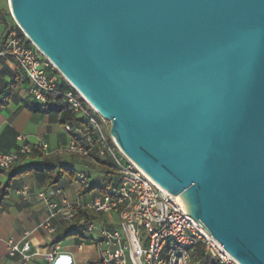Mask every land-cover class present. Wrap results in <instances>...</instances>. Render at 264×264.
<instances>
[{
  "label": "water",
  "instance_id": "water-1",
  "mask_svg": "<svg viewBox=\"0 0 264 264\" xmlns=\"http://www.w3.org/2000/svg\"><path fill=\"white\" fill-rule=\"evenodd\" d=\"M7 1L119 148L264 264V0Z\"/></svg>",
  "mask_w": 264,
  "mask_h": 264
},
{
  "label": "built area",
  "instance_id": "built-area-1",
  "mask_svg": "<svg viewBox=\"0 0 264 264\" xmlns=\"http://www.w3.org/2000/svg\"><path fill=\"white\" fill-rule=\"evenodd\" d=\"M0 56L14 59L18 79L27 85L33 104L44 107L50 102H59L72 113L71 119L63 124L69 141L53 150L46 143H39L38 149L47 155L98 158L106 161L113 171L101 189L83 205L73 206L58 199L62 195L59 187L40 193L38 198L44 201L47 215L38 228L53 236L55 223L73 221L77 214L75 208L82 206L98 217L83 221L95 248L94 264H191L190 251L195 248L201 249L216 264H240L200 221L203 226L188 215L180 196L169 194L155 183L119 148L110 134L111 121L68 82L16 23L7 30ZM61 81L70 88L60 90ZM33 150L25 142L11 152L0 150V171L10 170L24 157L32 156ZM76 177L81 186L88 185L87 176L77 174ZM30 234L24 232L19 241L6 240L7 255L20 256L21 264H27L34 256ZM83 245L81 242L78 248L82 249ZM58 251L55 246L43 255L46 264H55ZM200 263L198 258L193 264Z\"/></svg>",
  "mask_w": 264,
  "mask_h": 264
},
{
  "label": "crops",
  "instance_id": "crops-1",
  "mask_svg": "<svg viewBox=\"0 0 264 264\" xmlns=\"http://www.w3.org/2000/svg\"><path fill=\"white\" fill-rule=\"evenodd\" d=\"M9 19L6 12L1 15L0 36L11 28ZM16 70L17 64L12 57L0 56V150L14 151L23 142L37 149L39 143H46L50 150L66 144L70 137L63 130V124L72 117L70 109L53 101L42 110H33L35 106L28 95L27 85L17 78ZM43 159L57 160L60 166L73 171L74 176H64L54 185L48 184V175L38 170H28L13 177L14 173L26 166L42 167ZM77 174L89 178L87 186H81ZM104 181L105 173L93 158L47 155L41 151L34 156L24 157L10 170L0 171V188L10 184L7 195L0 193V264H21L20 256L11 258L7 255L6 240L19 241L24 232L31 233V250L34 253L27 264H46L43 255L51 252L55 246L59 250L55 264H94L96 252L85 232L83 220L56 222L53 236L38 228L47 215L46 205L38 196L59 187L62 195L58 199H64L73 206L83 205L92 199ZM18 192H25L26 195ZM63 225L66 226L63 233L70 228L75 229L76 234L57 242V231ZM81 242L84 245L79 249Z\"/></svg>",
  "mask_w": 264,
  "mask_h": 264
},
{
  "label": "trees",
  "instance_id": "trees-1",
  "mask_svg": "<svg viewBox=\"0 0 264 264\" xmlns=\"http://www.w3.org/2000/svg\"><path fill=\"white\" fill-rule=\"evenodd\" d=\"M4 1L5 0L0 1V17H1V15L4 14V12H6L7 15L10 16L8 7L6 6ZM14 26H15V23H14ZM17 30H18V28H17ZM6 37H7V32L4 36H0V50H2L4 45H5ZM16 76H17V73H16ZM17 78H18V76H17ZM59 88H60V90H66V89L70 88V86L66 82L61 81ZM33 105L35 106V108H33V110H42V107H40V109H39V107L37 105H35V104H33ZM39 152L40 151L37 148H34L32 155L34 156V155L38 154ZM90 155L95 157L93 152H91ZM95 159H96V161H98L100 169L105 173V180L109 179L110 175L113 173L110 166L107 164L106 161H102L98 158H95ZM42 164H43L42 167L26 166V167L22 168L20 171L14 173L13 177H17L19 175H22V174L26 173V171H28V170H38V171H41V172L45 173L46 175H48V178H47L48 184L54 185L64 176H68L71 178L74 176L73 171H71V170H69L63 166H60L59 162L57 160L43 159ZM8 189H10V184H7L3 188H0L1 195H3V196L7 195ZM99 189H101V187ZM75 210H76L77 214L74 218V221L83 220V221L88 222L90 220L98 219L97 216L92 215L86 208H84L82 206L76 207ZM65 227L66 226L63 225L58 229L57 240H56L57 242L76 234V230L70 229V228H68L67 231L63 233V230H65ZM190 253H191V260H192L191 264H193L194 261L198 258L201 259L200 264H216L215 262L210 261L204 255L203 251L199 248L192 249L190 251Z\"/></svg>",
  "mask_w": 264,
  "mask_h": 264
},
{
  "label": "rangeland",
  "instance_id": "rangeland-1",
  "mask_svg": "<svg viewBox=\"0 0 264 264\" xmlns=\"http://www.w3.org/2000/svg\"><path fill=\"white\" fill-rule=\"evenodd\" d=\"M0 1H1V0H0ZM4 2H5V4H6V6L8 7V1L5 0ZM8 10H9V9H8ZM9 13H10V12H9ZM2 16H3V15H2ZM10 16H11V15H10ZM9 21H10V26L13 27V26H14V20L12 19V17H10Z\"/></svg>",
  "mask_w": 264,
  "mask_h": 264
}]
</instances>
